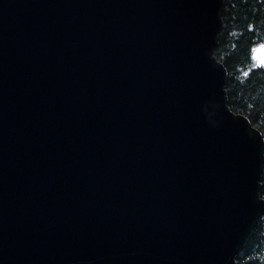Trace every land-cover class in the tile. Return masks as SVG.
<instances>
[{
	"label": "water",
	"instance_id": "1",
	"mask_svg": "<svg viewBox=\"0 0 264 264\" xmlns=\"http://www.w3.org/2000/svg\"><path fill=\"white\" fill-rule=\"evenodd\" d=\"M223 0H0V264H238L263 139L227 104Z\"/></svg>",
	"mask_w": 264,
	"mask_h": 264
},
{
	"label": "trees",
	"instance_id": "2",
	"mask_svg": "<svg viewBox=\"0 0 264 264\" xmlns=\"http://www.w3.org/2000/svg\"><path fill=\"white\" fill-rule=\"evenodd\" d=\"M264 45V0H223L216 58L224 66L228 107L247 118L263 139L260 197L264 199V65L254 61ZM238 264H264V212L235 256Z\"/></svg>",
	"mask_w": 264,
	"mask_h": 264
},
{
	"label": "rangeland",
	"instance_id": "3",
	"mask_svg": "<svg viewBox=\"0 0 264 264\" xmlns=\"http://www.w3.org/2000/svg\"><path fill=\"white\" fill-rule=\"evenodd\" d=\"M255 63L264 65V45L259 46L253 53Z\"/></svg>",
	"mask_w": 264,
	"mask_h": 264
}]
</instances>
